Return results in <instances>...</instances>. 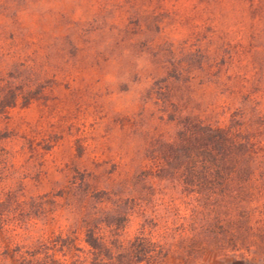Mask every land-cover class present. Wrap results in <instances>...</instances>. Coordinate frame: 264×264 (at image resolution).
Here are the masks:
<instances>
[{
    "label": "rangeland",
    "instance_id": "1",
    "mask_svg": "<svg viewBox=\"0 0 264 264\" xmlns=\"http://www.w3.org/2000/svg\"><path fill=\"white\" fill-rule=\"evenodd\" d=\"M13 86L37 94L0 116L3 248L60 235L75 264L114 226L157 264H264V0H0V98ZM199 125L252 157L195 174Z\"/></svg>",
    "mask_w": 264,
    "mask_h": 264
},
{
    "label": "trees",
    "instance_id": "2",
    "mask_svg": "<svg viewBox=\"0 0 264 264\" xmlns=\"http://www.w3.org/2000/svg\"><path fill=\"white\" fill-rule=\"evenodd\" d=\"M20 90L21 88L13 86L4 91L0 98V116L16 104L20 96H26L25 99L30 100L37 94L35 91L22 95ZM192 132V136L200 134L202 138L201 144L191 145L190 159L194 164L195 174L225 176L229 161L240 164L252 157L249 150L253 145L251 139L232 126L220 129L211 125H199ZM6 138L7 133L0 132V141ZM9 158V153L0 147V164L8 163ZM15 201V194L11 191L5 193L0 184V234L13 230L12 211L5 206ZM83 242L87 249L75 247V264H157L165 255L157 243L144 235H138L125 243L114 226H108L107 229L100 226L87 228ZM72 248L67 244V239L60 235L35 245L17 244L11 249L3 248L0 242V264H69L68 254ZM58 254H64L65 258H58Z\"/></svg>",
    "mask_w": 264,
    "mask_h": 264
}]
</instances>
